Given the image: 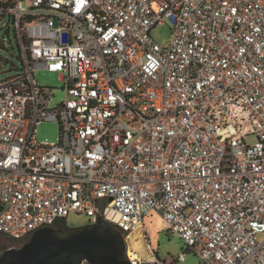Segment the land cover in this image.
<instances>
[{
	"label": "built area",
	"instance_id": "2783aa9c",
	"mask_svg": "<svg viewBox=\"0 0 264 264\" xmlns=\"http://www.w3.org/2000/svg\"><path fill=\"white\" fill-rule=\"evenodd\" d=\"M5 16L22 66L0 81V236L75 212L125 237L155 212L189 249L126 243L133 264H264V0H0ZM38 69L65 81L54 108Z\"/></svg>",
	"mask_w": 264,
	"mask_h": 264
},
{
	"label": "rangeland",
	"instance_id": "374dc122",
	"mask_svg": "<svg viewBox=\"0 0 264 264\" xmlns=\"http://www.w3.org/2000/svg\"><path fill=\"white\" fill-rule=\"evenodd\" d=\"M26 8L30 4H24ZM172 26L168 20L156 25L152 30L154 39L163 46H168L172 39ZM21 49L15 31V25L9 16L0 20V81L20 72ZM36 78L40 85L53 88V97L48 107L54 108L61 104L66 96L64 90L65 81L61 79L59 72L46 69H38ZM59 128L57 121H42L37 126V138L40 142L57 141ZM247 142L254 143L256 136L247 137ZM70 227H83L89 225L91 218L86 214L71 213L66 219ZM126 243L132 247L140 259L149 261L155 252L161 261H167L170 257L178 258L186 252L188 246L178 235L171 233L165 226L161 217L152 212L145 217V226L134 229L125 236ZM19 241L0 236V250L3 247L17 246ZM155 250V252H154ZM201 259L195 251L187 253L185 260L177 261L174 264H200Z\"/></svg>",
	"mask_w": 264,
	"mask_h": 264
},
{
	"label": "water",
	"instance_id": "95a60500",
	"mask_svg": "<svg viewBox=\"0 0 264 264\" xmlns=\"http://www.w3.org/2000/svg\"><path fill=\"white\" fill-rule=\"evenodd\" d=\"M126 250L123 232L110 224L46 226L24 244L0 250V264H133Z\"/></svg>",
	"mask_w": 264,
	"mask_h": 264
},
{
	"label": "trees",
	"instance_id": "16d2710c",
	"mask_svg": "<svg viewBox=\"0 0 264 264\" xmlns=\"http://www.w3.org/2000/svg\"><path fill=\"white\" fill-rule=\"evenodd\" d=\"M20 46V45H19ZM21 49V48H20ZM20 58H21V63H22V54L20 55ZM103 223H105V224H110V223H108V222H103ZM90 225H94L93 223H90L89 225H87V226H90ZM57 227H59V228H66V229H69V228H75V227H70L68 224H67V221H63V222H60V223H58L57 224ZM29 239H26V240H23V241H19V243L18 244H15V245H17V246H20V245H22V244H24L25 242H27ZM3 248H5V247H3ZM189 249V247L187 248V250Z\"/></svg>",
	"mask_w": 264,
	"mask_h": 264
}]
</instances>
